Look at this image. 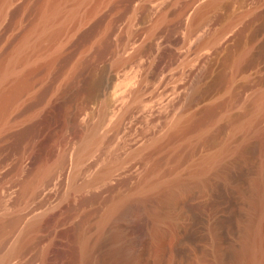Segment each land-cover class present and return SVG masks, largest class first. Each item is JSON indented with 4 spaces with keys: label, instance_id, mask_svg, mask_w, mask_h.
Returning a JSON list of instances; mask_svg holds the SVG:
<instances>
[{
    "label": "rangeland",
    "instance_id": "rangeland-1",
    "mask_svg": "<svg viewBox=\"0 0 264 264\" xmlns=\"http://www.w3.org/2000/svg\"><path fill=\"white\" fill-rule=\"evenodd\" d=\"M215 1L203 9L208 0H0V64L11 65L3 84L11 87L27 71L31 80L0 114V187L7 191H2L0 222L17 219L0 232V257L22 235L26 222L44 214L38 230L29 234L25 253L7 264H78L80 231L93 246V257L95 250L108 247L107 229L121 223L118 212L101 226L99 217L128 196L144 197L146 225L153 228L140 264L240 261L264 146L241 126L230 135L219 113L209 123L200 106L183 103L192 77L207 65L222 79V91L212 101L233 93L230 112L239 120L244 103L264 90V0ZM130 33L138 37L127 45ZM204 38L211 41L202 44ZM131 49L140 50L138 57L128 67H117L118 58ZM83 75L103 77V91L85 103L77 125L59 144L62 88ZM132 88L139 92L135 99ZM105 106L106 118L95 129L102 138L81 162V124L98 123ZM178 114L192 122L165 137ZM263 118L256 128L264 126ZM228 139L237 150L212 165L208 156ZM61 153L65 162L36 194L26 193L24 185L42 163ZM205 162L210 164L203 170ZM103 169L108 173L93 185L74 189ZM175 177L179 181L174 183ZM164 180L173 183L165 187ZM157 181L162 186H152ZM165 191L174 194L171 200L166 201ZM24 192L31 202H21Z\"/></svg>",
    "mask_w": 264,
    "mask_h": 264
},
{
    "label": "bare ground",
    "instance_id": "bare-ground-1",
    "mask_svg": "<svg viewBox=\"0 0 264 264\" xmlns=\"http://www.w3.org/2000/svg\"><path fill=\"white\" fill-rule=\"evenodd\" d=\"M215 4H216L215 0H208V2H206L202 8L208 9V8H211L212 6H214ZM49 5H48V7H49ZM52 12H53V10H52ZM51 17H53V16H51ZM156 25H158V24H156ZM58 29H59V27H58ZM154 35L156 36L155 32H154ZM136 37H138L137 33H130L129 37L127 38L126 44L129 45V43L133 42ZM156 38L154 40H156ZM213 38H215V36ZM210 39L208 41H211ZM135 41H137V40H135ZM208 41L206 40V38H204V40L201 41V43L202 44L205 42L208 43ZM133 43L135 44V42H133ZM202 44H201V46H202ZM128 47L130 48L131 45ZM136 48H137V46H136ZM134 49H135V47H134ZM141 49H143V48L141 47ZM123 51L126 52L125 49ZM131 51H132V49L130 50V52ZM139 51L140 50L136 49L133 52H131L130 54H128V52H129L128 51L127 55H125L123 53V55H121L120 58H118L119 60L117 62V67L118 66H119V68L120 67H124V68L128 67V65H130L132 63V61L135 60L134 58L136 56L138 57ZM16 60H17V58H16ZM152 61L153 60L151 59V62ZM262 65H264V64H262ZM10 66L11 65H7V63L6 64H0V114L7 107V105H9V103L13 101V99L19 94V92L21 90H23V88L27 87L29 81H31V80H29V75H30L29 71L24 72L22 74L18 73L19 75H17V77L15 78L14 85H12L11 87H8V88L5 87L3 83H4V79L6 78V76L8 74H10L9 73V71L11 69ZM129 70H130V68H129ZM150 70H151V68H150ZM211 71L212 70L210 68V65H207V66L202 67V68L197 70V72L194 74V76L192 77V80L190 81V83L188 85L187 93L185 94V103H183V105L186 108H192V109L195 107L198 109L197 106H200V108H201L200 110H202V114L204 115L206 121L209 123L213 122L214 119L216 118V116L218 115L217 113H219L218 116L221 117L224 125H226L228 127V130L230 131V135L233 134L234 129L238 128V126H241L240 128L243 127L244 129L247 130L246 136L248 138H249V136L255 135L262 141V144L264 146V126L260 129L256 128V123H258L257 119L264 117V90L262 89V91L258 92V95L256 97L254 96L252 103L249 102L247 99H245L248 102L244 103V111H243L244 115H242L243 118L241 117V119L239 120L237 117L234 116L235 114L230 112V107H231L232 103L234 104L233 93L230 94V96H228L224 100L221 99V102H219V103L212 101L213 98L217 94H220V92L222 91V87L220 86L222 79H221V76L219 74H213ZM150 73H152V71ZM150 73H149V75H150ZM85 75L87 76V74H85ZM89 77H91V75ZM150 77H151V75H150ZM101 78H103V77H101ZM101 78L98 76L95 79L94 78L89 79L87 77H84V75H83L82 78L80 77V79H78V80H76V78H75L74 79L75 81H73L72 83L70 82L69 86L67 85V86H64L62 88L63 89V95H62V101L61 102L63 103V108H62V111L60 113V116H61V123H60L61 124V129H60L61 134H60V132L57 133V135L60 134L59 137L57 136V138H59V140L57 141L59 144L62 143V141H64L63 139L65 138V135H67V132H69V130L72 127H75L77 125V121H78L77 116H79L78 114H79L80 110L84 107L85 103L89 99L96 97L97 95H99V93H101L103 91V90L100 91L101 87H102V89L104 87V86H102V83L104 81ZM133 90H134V92H132V93L130 92V93L132 94V99H135L137 97V95H139L138 94L139 92L137 93L135 91V89H133ZM232 92H235V90L233 91V89H232ZM245 100H243V101H245ZM217 102H218V100H217ZM201 104H204V106H201ZM127 105H129V104H127ZM85 106H87V105H85ZM219 107H221V108H219ZM186 108H184V109H186ZM218 108L220 109L219 111H218ZM126 109L127 108H125V110ZM107 111L108 110L105 106L103 113L101 115L102 117H100L101 119H99L100 121L98 120L99 122L94 124V125L89 126L88 124L86 125V124L81 122L82 123L81 124L82 135H80L81 138H80V144H79V148H78V158H77L79 161H81V160L83 161L84 159H86V157L92 152L93 145L95 142H97L96 140L102 138L100 135H99L100 137L97 135L99 138L96 136L95 129L99 127L98 125L102 124V122L104 121V118H106L105 115H106ZM123 113H124V111H123ZM118 116H119V114H118ZM9 119H11V118H9ZM119 119H118V121H119ZM172 120H174V121L170 124L169 129H167L169 131L166 132V135L164 134L165 137L167 136V134L171 136V135L175 134L176 132H178L179 128L181 126H183V124L192 122L191 118L185 117V115L179 116V114H178V117H176V119H172ZM121 121H122V119L120 120V122ZM259 121H261V119ZM107 123H108V121H107ZM113 124H114V122H113ZM196 125H197V123H196ZM251 125H252V129H251ZM96 130H98V129H96ZM246 130H245V132H246ZM94 132H95V134H94ZM245 132H244V135L246 134ZM204 134L205 133L202 132L200 134V136H202ZM164 135L163 136L161 135V136L164 137ZM161 136L154 138L151 141L152 145L158 143L162 138ZM231 143L232 142L230 141V139L226 140V142L222 143L220 148H218V150L213 155L211 154L212 156H210V157L208 156V158H210V160H211L212 165H213V163L218 162L221 159H223L225 156L232 155V153H234V150H237V148L233 147L234 145L232 146ZM63 144H65V143H63ZM60 147H61V145H60ZM64 147L65 146H63L61 148L64 149ZM243 147H244V145H243ZM66 149L67 148H65L64 150H66ZM238 149H240V148H238ZM61 152H63V150ZM30 156H31V154H30ZM25 157H26V155H25ZM26 158H28V157H26ZM64 159H65L64 154L61 153V154L57 155V157L55 159H53L51 162H47L45 164L42 163L43 164L42 167H39V170H37V172L34 174V176L26 183V185H24L25 186L24 191H26V193H27V191H29L31 193V195L36 194L35 191L45 183V181L48 179V176L51 173L54 174V172L57 171L56 169L58 168V166L62 162L63 163L65 162ZM207 160H209V159H207ZM45 161H48V160L46 159ZM206 162H205V165H207L208 163L210 164V162H208V163H206ZM207 167H208V165L204 166L202 169L204 170ZM200 168H201V166H200ZM208 169H210V168H208ZM107 173H108V171L106 169L105 172H103V171L99 172V173L93 175L92 177H90L85 182L78 184V185H74L73 187L75 190L76 189L79 190L80 188H83V186L93 185L98 179H100L101 177L103 178L105 176V174H107ZM172 181L174 183L179 181V177H175ZM163 182L165 183V180ZM170 182H167V180H166L167 184L165 183L164 186L166 187L167 185H169V186L172 185V184H170ZM173 182H171V183H173ZM162 184H163L162 182L160 183V181H159V183H158V181H157V183H154L152 186L159 187L160 185L162 186ZM1 185H3V182ZM5 185H7V184L5 183ZM22 185H23V183H22ZM4 187L5 186L0 187V206L4 203V199H5L4 196H6V195L2 194L3 193L2 191H6L4 189ZM6 187L8 188V186H6ZM170 189H172V187ZM254 189H255V195L253 198H250L251 199L250 203L252 205L251 207H253V210L251 209L253 211L252 218L250 217L251 221L249 220L250 223L247 225V228L245 227L246 229H245V235H244V243L242 244V247L238 250V259H240V261L238 260L237 264H264V161H262V163H261V166L259 169V176L255 177V179H254ZM8 192H9V189H8ZM6 193H7V191H6ZM26 193L24 192L21 195L22 196L21 202L24 204L28 203L29 201L30 202L32 201L30 198L31 195H28ZM166 193H168V192H166ZM171 194L172 193L170 192V193H168V195H166L168 198L166 201L171 200L172 196L174 195V194L173 195H171ZM33 197L34 196H32V198ZM18 202H20V198H19ZM115 212H118V215L120 216V219H121V223L120 224L118 223L119 226L114 227V225H113L114 228L112 227V229H107L108 230L107 232H105V230H103L101 228L103 230L102 233L105 232V237L109 241L108 242L109 245L107 248H105L103 250H100V248H98L99 250H97V251L95 250L96 253H95V255H93V257H92V255L90 256L91 251H93V250H91V248L93 246L90 247L89 244H87V242L85 240V232L80 231L79 234L77 233V236L80 235L78 237L79 241L77 242V244H78L77 249L79 252V263L78 264H137V263L140 264L142 262L141 253H142V251H144L142 249L144 248V245L147 243V241L152 236V231L150 229H153V228L149 229L146 225V223L148 224L149 222H146V221H148L147 220L148 215H147V211H145V207H144V197L143 196L142 197L141 196L140 197L128 196L126 198L124 197V199H120L118 201H115L108 208H106V210L104 212H102L101 217H99L100 218L99 222H98L99 225L100 226L103 225V222L107 218H109V216L112 213H115ZM43 215H40V216L36 215V217L34 216L35 218L33 217L32 220H29L28 222H26L22 235L19 236V239L17 241H15L16 243L13 244L12 246H10V248L7 249V251L0 257V264H7L9 261L12 260V258L15 257V259H16L18 256H20V255L22 256V253H25L24 250H25L26 244L28 242L29 234L40 226L41 222L44 219ZM14 221H17V219L15 218L13 220H10L8 223H6V221H4V220L2 221V219H1L0 232L4 230L6 224H12V223H14ZM99 225H97V226H99ZM84 228H86V227H84ZM58 229H59V227H58ZM101 235L103 236V234H101ZM152 237H154V236H152ZM102 238L104 240L106 239L104 237H102ZM97 245H98V242H97ZM95 247H96V245H95ZM71 253H73V252H71ZM47 255H48V247H46L44 250V257H46ZM68 256H69V253H68ZM90 257H92V258H90Z\"/></svg>",
    "mask_w": 264,
    "mask_h": 264
}]
</instances>
